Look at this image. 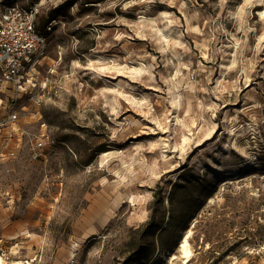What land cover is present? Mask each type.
<instances>
[{"label":"rangeland","instance_id":"rangeland-1","mask_svg":"<svg viewBox=\"0 0 264 264\" xmlns=\"http://www.w3.org/2000/svg\"><path fill=\"white\" fill-rule=\"evenodd\" d=\"M33 1L42 105L0 89L6 261L184 264L198 219L189 264H264V0Z\"/></svg>","mask_w":264,"mask_h":264},{"label":"built area","instance_id":"built-area-1","mask_svg":"<svg viewBox=\"0 0 264 264\" xmlns=\"http://www.w3.org/2000/svg\"><path fill=\"white\" fill-rule=\"evenodd\" d=\"M40 10L33 0H0V89H13L15 93L24 89L36 107L42 105L41 92L45 90H36L37 65L48 52L47 38L38 28ZM10 117L17 119L16 114ZM45 145V140L38 142L35 160L41 157Z\"/></svg>","mask_w":264,"mask_h":264},{"label":"bare ground","instance_id":"bare-ground-1","mask_svg":"<svg viewBox=\"0 0 264 264\" xmlns=\"http://www.w3.org/2000/svg\"><path fill=\"white\" fill-rule=\"evenodd\" d=\"M264 14V13H263ZM164 38L166 41H168V37L165 35ZM106 154H109L108 152ZM210 203L214 202V198L209 199ZM198 219H195L191 225V227L187 230L186 234L183 236L181 239V243L178 247L182 258L185 260L184 264H189V262L192 260L194 256L193 248L191 245V239L193 238L195 234V228L197 226ZM179 259V256L177 254H171L170 255V264H175V262ZM36 261V258H34L32 261H27V262H13L12 264H32L31 262ZM0 264H9L6 259L5 255L0 254Z\"/></svg>","mask_w":264,"mask_h":264},{"label":"trees","instance_id":"trees-1","mask_svg":"<svg viewBox=\"0 0 264 264\" xmlns=\"http://www.w3.org/2000/svg\"><path fill=\"white\" fill-rule=\"evenodd\" d=\"M46 26H47L46 25V22L44 21L40 26L38 25V28H39L40 31H46L47 30V27ZM40 28H42V29H40ZM179 185H181V183L176 184L174 186L176 187V186H179Z\"/></svg>","mask_w":264,"mask_h":264}]
</instances>
